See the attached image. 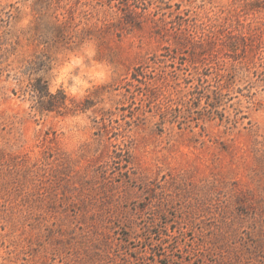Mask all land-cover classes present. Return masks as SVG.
Returning <instances> with one entry per match:
<instances>
[{"label": "rangeland", "instance_id": "1", "mask_svg": "<svg viewBox=\"0 0 264 264\" xmlns=\"http://www.w3.org/2000/svg\"><path fill=\"white\" fill-rule=\"evenodd\" d=\"M39 2L0 0V264H264V0ZM89 40L110 79L37 110Z\"/></svg>", "mask_w": 264, "mask_h": 264}, {"label": "clouds", "instance_id": "2", "mask_svg": "<svg viewBox=\"0 0 264 264\" xmlns=\"http://www.w3.org/2000/svg\"><path fill=\"white\" fill-rule=\"evenodd\" d=\"M26 21L21 22L23 26ZM96 46L93 41H85L75 52H69L58 67L50 69V92L64 90L69 97L80 99L86 95V90L93 85L106 83L111 76V65L106 61H98ZM84 122L82 117H75Z\"/></svg>", "mask_w": 264, "mask_h": 264}, {"label": "trees", "instance_id": "3", "mask_svg": "<svg viewBox=\"0 0 264 264\" xmlns=\"http://www.w3.org/2000/svg\"><path fill=\"white\" fill-rule=\"evenodd\" d=\"M51 1L52 0H40L39 5L45 8L46 6L50 5ZM66 22L68 23V21L66 20L65 22L58 21L55 24V30L57 31L55 37H59V39H61L62 41L68 39V34L64 30ZM28 85L29 94L33 98L32 100L35 101V107L37 110L47 112L63 111L62 113H68V111H70V109H68L66 105L67 98L63 91L58 90L56 93H51L46 82L41 78L34 79V81L30 82ZM78 109L82 108H80L79 104L76 103V105H74L73 107V111Z\"/></svg>", "mask_w": 264, "mask_h": 264}]
</instances>
